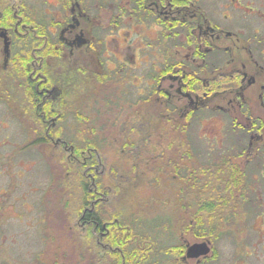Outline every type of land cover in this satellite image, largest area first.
Returning <instances> with one entry per match:
<instances>
[{"label":"flooded vegetation","instance_id":"flooded-vegetation-1","mask_svg":"<svg viewBox=\"0 0 264 264\" xmlns=\"http://www.w3.org/2000/svg\"><path fill=\"white\" fill-rule=\"evenodd\" d=\"M86 5L41 0L35 9L27 0H0V110L8 111L11 119H5L14 126L27 124L22 133L34 137L16 150L15 129L0 122V166L6 169L5 155L18 162L11 167L19 168L16 172L3 170L11 174V185L18 190L31 169L27 188H34L31 157L38 148L53 154L60 174L66 165L76 177L81 174L80 198L82 188L92 193L79 216L86 229L84 217L98 203L107 205L116 192L120 198L146 183L152 188L170 183L178 192L176 204L186 200L188 216L202 185L210 196L200 204L210 203L211 189L218 190L227 223L243 215L264 222V0H88ZM98 15L101 20H93ZM90 50L94 61L86 55ZM17 110L36 117L19 120ZM87 117L113 129L109 137L123 142L118 157L101 150ZM195 126L204 129L203 136L193 133ZM152 136L157 154L145 152ZM211 140L216 141L211 145ZM176 142L185 154H178ZM49 143L53 150L43 153ZM113 146L107 145L114 153ZM24 154L28 162L19 160ZM91 222L101 251L119 250L104 241L119 219ZM181 245L180 261L194 260L186 256L190 244Z\"/></svg>","mask_w":264,"mask_h":264},{"label":"rangeland","instance_id":"rangeland-1","mask_svg":"<svg viewBox=\"0 0 264 264\" xmlns=\"http://www.w3.org/2000/svg\"><path fill=\"white\" fill-rule=\"evenodd\" d=\"M27 3L30 5L29 7H34L35 9L41 6V0H27ZM40 10L44 14V9L42 8ZM94 13L95 12L91 9L89 12L90 16H88L90 20ZM101 18L102 16L98 15V19L93 20L100 21ZM88 30L89 33L93 34V31L90 32L91 30ZM101 33H104V31H99V34L102 36ZM85 35L86 40L88 38L90 39L86 29ZM115 47L116 45L113 47L116 57L121 58V55H119ZM120 47H122V45ZM122 51L124 54L125 51ZM50 55L51 54H49V56ZM86 55L90 60L94 61L95 55L92 54L91 50L88 51V53L86 52ZM115 55L111 53L110 58L115 59V57H113ZM105 56L106 52L100 53V57L103 61L108 60ZM51 57L52 56H50V58ZM69 60L70 59H67L65 64H63L64 67L69 66ZM54 67L58 69V62L54 64ZM19 86H22V84L19 83ZM19 97H22V95H19ZM101 107L100 105L97 106V112L100 111ZM83 109L86 108L83 107ZM6 112L8 111L0 110V122L5 118L11 119ZM14 113L16 115L15 117L19 120H30L36 117L35 114L31 115L21 110L14 111ZM96 113H94L92 117L97 118ZM115 114L116 113L113 112L111 118L115 117ZM6 119L4 124L12 125L8 130L15 129L16 131L15 138L17 139L15 144L18 146L16 150L21 149L29 143L30 139L32 140L34 138L32 132H29V134H26V132L22 133L23 130H27V124L23 125L22 122V125L14 126V122L6 121ZM92 120L93 118L87 117V122L95 128L94 138H97L101 150L109 155L117 154L116 156L118 157L121 153L123 142L119 140L116 141L113 137H109L108 134H111L113 131L111 127H105L106 130H104L101 123H94ZM95 121H97V119H95ZM109 122L110 125H112L111 119H109ZM71 123L74 125L78 123V121L73 120ZM193 133L196 136H203L205 132L202 127L195 126ZM76 137H80L79 131L76 132ZM118 138L120 137L118 136ZM105 139H111L112 141L107 142ZM155 139L156 137L152 136L150 140H148L150 143L147 144L145 152L157 154ZM205 139L206 138H203L202 140ZM216 140H211V145L213 141ZM219 144L220 143L214 142L216 149H219ZM36 145L37 144H35V146ZM107 145H114V153L112 150H109L110 148H108ZM48 146L49 147L42 146L43 153L53 150V144L49 143ZM197 147L201 148L200 151H207L208 149V147L204 149V145L202 147L200 142H197ZM3 148L4 144H0V150ZM182 149L187 152L186 148ZM171 150H162V152L169 154ZM40 153L38 148H35L33 151V158L31 157V159H34V165L31 171L32 184H34V188L32 189L27 188L31 169L24 172L21 178L22 186H19L18 190H16V187L11 185V176H9L11 174H4L3 170H14V172H16L19 168L11 169V167H14L18 162L13 156L8 157L5 155L2 159L1 163L5 165L6 169L0 166V264H94L99 258H102L104 264H111L114 258L113 253H104L101 251L100 247L102 248V246L97 244L98 241L96 236H94L92 241L95 247L93 245L91 248L82 244L85 238L84 236L87 234V229L81 226L79 219L77 198L81 196V189L78 182H76V175L72 169L68 168V165L65 166V173L64 171L63 173L65 174L64 179L66 184H64V186L69 187V184H73V187L70 186L68 190L61 194L62 197L60 199H63L64 196L65 202L63 201L60 206L58 204L55 205V201L53 200V193L55 191L51 188L53 184V188H55L56 185L59 186L60 170L56 164L57 161L53 162L51 160L53 154ZM178 154L185 153L179 152ZM103 156L108 155L105 154ZM21 157H19L20 161L23 160L28 162L26 154L21 155ZM58 157L59 154H56L55 158L58 159ZM114 159L116 160V158ZM199 187L200 189L197 188L194 191L195 202L193 210L191 211L193 215L191 214L190 216H188L187 207L184 205L186 200L182 202V200L179 199L180 205L176 204L175 196L178 198V192L174 194V188L170 183L162 187L154 186L153 188L146 183L138 190H129L127 195H122L120 198L116 197L114 201H112L113 197L110 196L108 198L109 204H105L104 209L107 212H124L129 223H131L130 218L141 222L147 220L148 224L144 221L142 225L148 228L159 223V228H155V230L152 231L153 234L149 231L144 233L143 238L146 241L145 243L141 240L135 242L132 240L125 246L128 250H131L134 245H137L139 249L143 246H148L153 254V242H156L159 247V254L157 255L160 257V264H264V222L248 221L246 216L243 215L241 218H238V220L236 219L235 222L227 223L228 220L225 219V206H222L221 202L218 200V190L211 189L210 203L206 204V207L208 206L209 208L207 207V212L204 214V227L207 228V223L210 225L211 220L215 221L217 224L216 226H218L216 234L212 237L198 235V231H203L196 228L197 221L202 220L200 216L197 219L195 218L196 211L201 206L200 203L207 201L210 196L207 189L203 190L202 185ZM48 190H51L52 193H49ZM179 195L181 194L179 193ZM151 198L159 201L162 200V202H167V204L166 206H156L157 204H155V201L151 200ZM172 199L175 203H173ZM210 204L217 207V209H215L217 213L214 217L210 216ZM52 209L57 212V216L53 214L54 211H51ZM18 211H21L20 214L23 216H17ZM176 213L177 215L175 216ZM159 218H162V220H159ZM161 222L168 224L169 228L160 227V225L163 224ZM182 235L183 237H181ZM185 241L190 245L210 242L209 245L211 244L212 252L210 256L207 257L208 259L200 263L199 261L204 257L201 254L194 260L181 262V252L178 253L179 251L176 249H181V243Z\"/></svg>","mask_w":264,"mask_h":264},{"label":"trees","instance_id":"trees-1","mask_svg":"<svg viewBox=\"0 0 264 264\" xmlns=\"http://www.w3.org/2000/svg\"><path fill=\"white\" fill-rule=\"evenodd\" d=\"M86 1H88V0H83V6L84 7L87 6ZM91 1H93V0H91ZM72 143L74 144L75 141H73ZM176 144H177L176 151L179 153L182 151V148L180 147V145H178V142H176ZM72 171L74 172V170H72ZM59 175H60V180L58 181L59 186L56 185L55 188H53L54 187V184H53V187L51 189L53 191H55L53 193V196H54L53 200L55 201V205L58 204L60 206L63 201L65 202L64 196H63V199H60L62 197L61 194H63L66 190H68L70 188V186L73 187V184H69V187H65L64 186V184H66L65 179H64L65 174L62 172ZM77 179H79V185H80L81 174H79ZM76 182H78V180H76ZM48 192L52 193L51 190H48ZM82 192H83V197L80 198V196H79L77 198L78 205H79V216H80L81 212H83V209L86 206L87 207L89 206L90 200L92 199V193H90L87 189L82 188ZM116 195L118 197V192H116ZM115 199L116 198H114L113 200H115ZM104 206L105 205L98 203L95 207V210H92V212H88L85 215L84 220L89 221V224L87 223V225H88L87 234L84 236L85 238L82 241V244L86 245L87 247H91V248L94 245V242H92L93 238H94V233H93L94 224H92L91 221L96 220L98 222V224L101 225L104 221H107V220L111 221L113 218L119 217V224L116 225L111 230L112 232L104 238V241L106 243L111 242L114 246L119 248V250H117L115 248V251L113 252L114 258H113V262L111 264H145V263H147V264H160L161 260H160V257H158V255H157V254H159V247H158V244L156 242H153V244H154L153 254H152V251L149 250L148 246H143L141 249H139V248H137V245H134V247L131 250H128L125 246V245H127V244H125L127 239L134 240L133 242L141 240L142 242L144 241V243H145L146 241L143 238L144 233L146 231H149L153 234L152 231L155 230V228L156 229L159 228V223H156V225H154L151 228H148L147 226L142 225V223L144 221H146V224H148L147 220H144L141 222V221H136V220L130 218L131 223H129L124 212H114V211L107 212L104 209ZM207 207H206V205L205 206L201 205L197 209L195 218L197 219L200 216L202 220L197 221L196 228L198 230L203 231V232L198 231V235H200V236H206L207 235L209 237H212L213 235L216 234V229L218 228V226H216L217 224L215 221L211 220V224L209 225L207 223L208 227L207 228L204 227L205 226L204 214L207 212ZM210 208H211L210 209V216L214 217V215L217 213L215 211V209H217V207L215 205L210 204ZM51 211H54V210L52 209ZM218 211H219V206H218ZM53 214L57 216L56 211H54ZM159 220H162V218H159ZM161 223L165 224L164 222H161ZM163 224H161L160 227L162 226L165 228H169L168 224H165V225H163ZM118 226L120 227V229H117ZM127 226L130 227L131 231L126 229ZM124 232H125V234H124ZM127 232H128V234H127ZM217 237H219V236H217ZM155 241H156V239H155ZM94 247H95V245H94ZM176 250H178L180 252V248H177ZM108 253H109V251H108ZM90 264H92V263H90ZM94 264H104V263H103L102 258H99L98 261H96V263H94Z\"/></svg>","mask_w":264,"mask_h":264},{"label":"water","instance_id":"water-1","mask_svg":"<svg viewBox=\"0 0 264 264\" xmlns=\"http://www.w3.org/2000/svg\"><path fill=\"white\" fill-rule=\"evenodd\" d=\"M211 251L209 242L195 243L189 245L186 251V256L190 258H197L199 255L207 256Z\"/></svg>","mask_w":264,"mask_h":264}]
</instances>
